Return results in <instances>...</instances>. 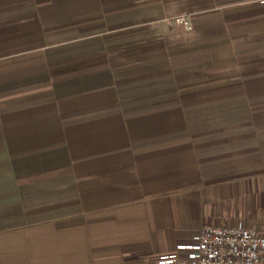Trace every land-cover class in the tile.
I'll use <instances>...</instances> for the list:
<instances>
[{"label": "crops", "instance_id": "crops-1", "mask_svg": "<svg viewBox=\"0 0 264 264\" xmlns=\"http://www.w3.org/2000/svg\"><path fill=\"white\" fill-rule=\"evenodd\" d=\"M218 217L264 225V0H0V264H159Z\"/></svg>", "mask_w": 264, "mask_h": 264}, {"label": "built area", "instance_id": "built-area-1", "mask_svg": "<svg viewBox=\"0 0 264 264\" xmlns=\"http://www.w3.org/2000/svg\"><path fill=\"white\" fill-rule=\"evenodd\" d=\"M175 23L190 29L188 18H178ZM158 263L264 264V225L254 221L247 224L244 219L229 224L218 217L198 229L190 245L160 257Z\"/></svg>", "mask_w": 264, "mask_h": 264}, {"label": "rangeland", "instance_id": "rangeland-1", "mask_svg": "<svg viewBox=\"0 0 264 264\" xmlns=\"http://www.w3.org/2000/svg\"><path fill=\"white\" fill-rule=\"evenodd\" d=\"M185 29H186V27H185ZM192 29V26L190 25V29L189 30H191Z\"/></svg>", "mask_w": 264, "mask_h": 264}]
</instances>
